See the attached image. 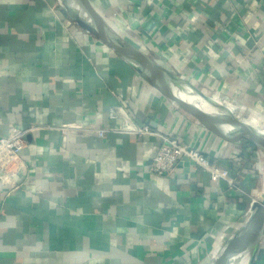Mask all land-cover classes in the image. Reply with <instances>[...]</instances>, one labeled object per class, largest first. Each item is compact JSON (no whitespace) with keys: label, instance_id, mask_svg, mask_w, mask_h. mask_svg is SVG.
<instances>
[{"label":"crops","instance_id":"1","mask_svg":"<svg viewBox=\"0 0 264 264\" xmlns=\"http://www.w3.org/2000/svg\"><path fill=\"white\" fill-rule=\"evenodd\" d=\"M91 1L157 62L264 118V0ZM126 114L155 132L120 130ZM15 126L29 132L14 182L0 178V264H211L264 174L258 148L208 130L58 0H0V136ZM163 136L235 187L186 157L151 173Z\"/></svg>","mask_w":264,"mask_h":264},{"label":"water","instance_id":"2","mask_svg":"<svg viewBox=\"0 0 264 264\" xmlns=\"http://www.w3.org/2000/svg\"><path fill=\"white\" fill-rule=\"evenodd\" d=\"M68 17L126 60L164 95L194 116L220 138L240 144L251 140L264 153V126L256 127L231 110L226 101L207 93L183 74L157 62L119 32L91 0H58ZM181 93L197 96L194 101ZM201 100L205 104L201 103ZM264 239V190L250 202L249 213L224 241L211 264H237L247 257L256 264Z\"/></svg>","mask_w":264,"mask_h":264},{"label":"built area","instance_id":"3","mask_svg":"<svg viewBox=\"0 0 264 264\" xmlns=\"http://www.w3.org/2000/svg\"><path fill=\"white\" fill-rule=\"evenodd\" d=\"M221 99L238 105L234 100L228 98ZM118 128L140 135L155 132L148 124L138 125L128 114L123 117L121 125ZM63 129L64 132L69 130L67 127ZM28 132L29 129L15 126L9 133L0 136V168L2 170L0 178L5 184H12L14 182L13 175L24 165L22 150L26 146ZM97 133L100 136H104L105 130L98 129ZM257 153L262 157L264 156L263 151L259 148ZM182 157L192 160L202 171L207 172L213 182H226L230 188L235 187V181L231 177V172L228 167L213 163L202 150L191 145L183 144L176 137L163 136L162 144L151 159L148 167L149 171L163 176L170 175L174 173L177 168V163ZM256 158L257 164L260 163L259 156H256ZM15 187H18V184Z\"/></svg>","mask_w":264,"mask_h":264},{"label":"bare ground","instance_id":"4","mask_svg":"<svg viewBox=\"0 0 264 264\" xmlns=\"http://www.w3.org/2000/svg\"><path fill=\"white\" fill-rule=\"evenodd\" d=\"M181 94L183 96H185V97H188L191 100L200 101V99L197 96H193V95H189V94H185V93H181ZM216 97L218 98V96H216ZM201 103L205 104V102L202 101V100H201ZM226 104L231 110L236 112L247 123H250V124H252L253 126H256V127L264 126V118L259 116V114L254 112L252 109L247 108L245 106H241V105H234V104L229 103V102H226ZM261 170H262V168H261ZM262 190H264V184H263V188L258 193L260 194V192ZM247 261L248 260H247V257H246L244 260L240 261L237 264H247Z\"/></svg>","mask_w":264,"mask_h":264},{"label":"rangeland","instance_id":"5","mask_svg":"<svg viewBox=\"0 0 264 264\" xmlns=\"http://www.w3.org/2000/svg\"><path fill=\"white\" fill-rule=\"evenodd\" d=\"M264 167V166H263ZM263 184H264V174L261 175V178L259 180V185L257 188H255L254 192L252 193V196L249 198V202H248V206H247V209H246V212H245V218L247 217L248 215V210H249V206H250V202L253 198L256 197L257 195V192L260 191L262 188H263ZM258 197V196H257ZM262 264V263H261Z\"/></svg>","mask_w":264,"mask_h":264},{"label":"trees","instance_id":"6","mask_svg":"<svg viewBox=\"0 0 264 264\" xmlns=\"http://www.w3.org/2000/svg\"><path fill=\"white\" fill-rule=\"evenodd\" d=\"M246 142V144H248L249 146H253L254 148H257V146L249 139H245L244 140ZM250 199L247 200V202L245 203V206L244 208L247 209V206H248V202H249Z\"/></svg>","mask_w":264,"mask_h":264}]
</instances>
